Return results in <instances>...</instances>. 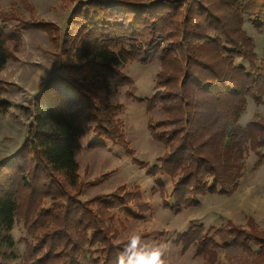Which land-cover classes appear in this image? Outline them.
I'll return each instance as SVG.
<instances>
[{
    "label": "trees",
    "instance_id": "trees-1",
    "mask_svg": "<svg viewBox=\"0 0 264 264\" xmlns=\"http://www.w3.org/2000/svg\"><path fill=\"white\" fill-rule=\"evenodd\" d=\"M56 1L72 6L64 28L36 19L26 0L20 2L29 17L0 12V72L15 60L27 30L43 32L56 55L72 58L62 65L65 76L47 81L32 99L28 139L0 161V264H114L128 239L118 240L117 214L143 219L150 208L138 185L80 200L85 182L74 151L81 137L86 129L92 133L87 149H104L107 142L121 147L152 178L163 208L175 214L196 206L198 197L233 194L247 151L256 157L254 168L264 167V117L238 124L247 98L264 105V64L256 65L254 42L243 27L246 17L264 29V0ZM133 62L158 63L148 97L129 92L134 80L123 70ZM12 86L0 77V114ZM112 86L126 87L125 97L149 114L148 134L164 148L155 164L133 157L118 119L123 105L109 98ZM156 108L161 120L150 115ZM161 176L171 180L170 194ZM15 225L25 233L22 255L11 234ZM251 225L190 224L172 242L181 253L194 247L205 264H217L218 250L228 248L239 253L226 264H264V230ZM142 234L148 239L162 232Z\"/></svg>",
    "mask_w": 264,
    "mask_h": 264
},
{
    "label": "rangeland",
    "instance_id": "rangeland-1",
    "mask_svg": "<svg viewBox=\"0 0 264 264\" xmlns=\"http://www.w3.org/2000/svg\"><path fill=\"white\" fill-rule=\"evenodd\" d=\"M26 1L32 6L36 19L53 21L60 28H64L72 10V6H63L56 0ZM84 1L87 0H76V2ZM11 10L29 17L28 11L22 6L20 0H0V12L8 13ZM1 26L0 23V28ZM243 27L254 42L256 65L262 66L264 64V29L256 28L248 22L246 17ZM21 38V49L13 53L15 60H8L0 72V77L6 82H12L15 86H21L20 83L15 84V79L25 85L29 77H33L35 81L28 86L31 91L23 87V89L15 90V86H12L4 97L9 101V108L0 114V161L11 159L28 139L30 124L33 120L30 111L31 101L34 97L27 99L25 93L33 94V96L38 94L46 84L42 86L44 80L54 79L59 75L65 76L66 73L62 69V65L72 63L71 57L55 54L43 32L27 30L21 33ZM9 49L11 51L12 47L10 46ZM236 63L245 64L240 60H237ZM157 70L158 63L156 62L147 66L135 62L126 64L123 71L134 80V85L129 89V92L136 97H148L154 91L152 81ZM126 90V87L115 88L112 86L110 101L123 105L118 119L122 121L125 138L131 149L134 150L133 157L142 162L155 164L157 150H160L163 145L151 139L146 128V118L149 114L145 112L143 104H137L125 97ZM16 95L20 96L23 103H19ZM246 100L245 110L238 121L242 127L254 119L264 117V105H256L250 98ZM15 104H17L16 108ZM139 110L141 111L140 123L139 126H134L129 118V112ZM150 115L155 120L163 118L162 112L157 108ZM15 126L18 127L15 129ZM84 127L87 128L88 125L84 123ZM86 130V135L80 139V148L74 151L81 181L85 182L80 200L108 194L119 186L131 189L138 185L143 201L147 202L150 208L143 219H125L122 214H117V229L120 232L118 240L128 238L132 232H162V235L145 240L149 243L167 241L170 244L171 249L166 257L167 264H205L202 258L195 255L194 247L185 253H180V246L172 242L175 233L186 230L190 224H201L208 228L210 226L218 227L227 221L241 226H246L250 221L252 222L250 227L256 228L258 231L264 230V167H253L256 157L252 151L249 150L244 155L242 177L233 194L229 196L207 194L198 197L196 206L183 209L180 213L175 214L173 210L163 208L159 190L152 178L148 177L144 170L130 163L131 157H128L121 147L107 142L104 149H87L86 146L91 141L92 133L88 129ZM260 152H264V148H261ZM85 169H87L86 173H84ZM111 170L114 172L106 178L104 175ZM158 181L164 184L166 193L170 194L171 180L166 176H161ZM166 203L172 205L174 201L168 197ZM121 225L124 226V230L120 229ZM11 234L17 250L22 255L25 251L23 228L15 225ZM26 239L30 241L29 238ZM238 253L239 249L236 248L219 249L217 264H226L229 257Z\"/></svg>",
    "mask_w": 264,
    "mask_h": 264
},
{
    "label": "clouds",
    "instance_id": "clouds-1",
    "mask_svg": "<svg viewBox=\"0 0 264 264\" xmlns=\"http://www.w3.org/2000/svg\"><path fill=\"white\" fill-rule=\"evenodd\" d=\"M170 244L149 243L140 232L129 234L127 242L116 255L114 264H167Z\"/></svg>",
    "mask_w": 264,
    "mask_h": 264
},
{
    "label": "crops",
    "instance_id": "crops-1",
    "mask_svg": "<svg viewBox=\"0 0 264 264\" xmlns=\"http://www.w3.org/2000/svg\"><path fill=\"white\" fill-rule=\"evenodd\" d=\"M3 69H4V68H3ZM16 77H18V76H16ZM50 79H51V78H50ZM48 80H49V79L44 80L43 83H42V86H43V85L46 83V81H48ZM34 81H35V80H34L33 77H31V78L29 77V78H27V82H26V85H25V84H22V83H21L20 81H18L17 79H15V84H16V83H17V84L20 83V85H21V86H18V85L15 86V85H14V86H15V90H18V89H20V88H21V89H23V88L25 89V88H26L27 90L31 91V89H29L28 86L32 85ZM7 82H9V81H7ZM10 83H12V82H10ZM42 86H41V87H42ZM22 87H23V88H22ZM8 90H9V89H7V92H8ZM39 90H40V89H39ZM39 90H38V91H39ZM38 91H37V92H38ZM7 92H6V93H7ZM6 93L4 94V97H5ZM25 95H26V97H28L27 99H29V98H31V97L33 98L36 94H34V96H33V94H26V93H25ZM17 97H18V101H19V103H23L22 100H21V98H20V96H17V95H16V98H17ZM7 101H8V100H7ZM8 102H9V101H8ZM16 105H17V104H15V108L17 107ZM20 105H23V104H20ZM21 107H23V106H21ZM8 108H9V107H8ZM144 109H145V107H144ZM21 113H22V112H21ZM162 117H163V116H162ZM16 124L18 125V123H16ZM17 127H18V126H15V129H16ZM157 151H158V153H157L156 157L162 155V153H163V151H164V148L162 147V148H160V150H157ZM130 163H131V162H130ZM170 249H171V248H170ZM180 253H181V252H180Z\"/></svg>",
    "mask_w": 264,
    "mask_h": 264
},
{
    "label": "bare ground",
    "instance_id": "bare-ground-1",
    "mask_svg": "<svg viewBox=\"0 0 264 264\" xmlns=\"http://www.w3.org/2000/svg\"><path fill=\"white\" fill-rule=\"evenodd\" d=\"M141 117V111H131L129 112V118L134 126H139Z\"/></svg>",
    "mask_w": 264,
    "mask_h": 264
}]
</instances>
